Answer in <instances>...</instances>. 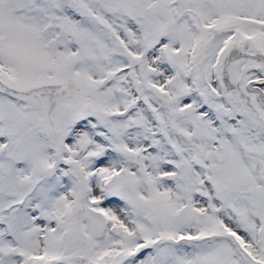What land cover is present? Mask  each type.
I'll return each instance as SVG.
<instances>
[{
  "label": "snow or ice",
  "instance_id": "snow-or-ice-1",
  "mask_svg": "<svg viewBox=\"0 0 264 264\" xmlns=\"http://www.w3.org/2000/svg\"><path fill=\"white\" fill-rule=\"evenodd\" d=\"M0 264H264V0H0Z\"/></svg>",
  "mask_w": 264,
  "mask_h": 264
}]
</instances>
